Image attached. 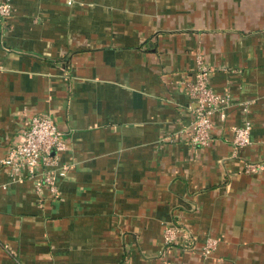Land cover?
I'll return each instance as SVG.
<instances>
[{
	"label": "crops",
	"instance_id": "0c3cea01",
	"mask_svg": "<svg viewBox=\"0 0 264 264\" xmlns=\"http://www.w3.org/2000/svg\"><path fill=\"white\" fill-rule=\"evenodd\" d=\"M8 1L0 157L47 114L71 166L57 198L0 169V264H264V0ZM198 60L233 101L205 146L184 132ZM168 225L216 248L161 257Z\"/></svg>",
	"mask_w": 264,
	"mask_h": 264
},
{
	"label": "built area",
	"instance_id": "2783aa9c",
	"mask_svg": "<svg viewBox=\"0 0 264 264\" xmlns=\"http://www.w3.org/2000/svg\"><path fill=\"white\" fill-rule=\"evenodd\" d=\"M12 8L8 0H0V17L11 15ZM210 69L200 60L193 72V79L185 81L183 91L191 99L193 119L184 131L187 141L192 146H205L211 139V131L215 126L213 117L219 122L226 118V109L233 101L228 93H217L208 83ZM232 145L240 148L249 142L250 126L248 122L232 127ZM21 139L10 145L5 154L0 157V169H4L8 183L33 179L39 191L41 186L47 187L50 195L57 198L58 180L67 175L69 163L59 161V152L65 150L66 143L63 132L47 114L33 115L28 119L21 132ZM263 167L262 163L244 162L243 170L257 172ZM5 187V184L3 185ZM192 237L181 227L168 225L163 231L162 254L174 246L189 252H197L208 256L217 245V239L207 238L204 245L195 248Z\"/></svg>",
	"mask_w": 264,
	"mask_h": 264
},
{
	"label": "trees",
	"instance_id": "16d2710c",
	"mask_svg": "<svg viewBox=\"0 0 264 264\" xmlns=\"http://www.w3.org/2000/svg\"><path fill=\"white\" fill-rule=\"evenodd\" d=\"M161 257H163L162 255H161ZM164 259V258H163Z\"/></svg>",
	"mask_w": 264,
	"mask_h": 264
}]
</instances>
